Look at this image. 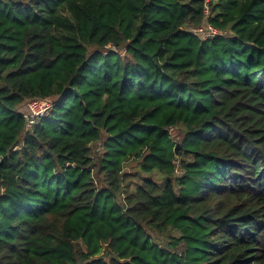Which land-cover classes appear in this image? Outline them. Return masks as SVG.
Returning <instances> with one entry per match:
<instances>
[{"label": "trees", "instance_id": "16d2710c", "mask_svg": "<svg viewBox=\"0 0 264 264\" xmlns=\"http://www.w3.org/2000/svg\"><path fill=\"white\" fill-rule=\"evenodd\" d=\"M0 264H264V0H0Z\"/></svg>", "mask_w": 264, "mask_h": 264}, {"label": "rangeland", "instance_id": "374dc122", "mask_svg": "<svg viewBox=\"0 0 264 264\" xmlns=\"http://www.w3.org/2000/svg\"><path fill=\"white\" fill-rule=\"evenodd\" d=\"M209 25L204 24L202 25L199 29L203 30V31H208ZM197 32L199 33V35L201 37H203L204 32ZM169 134L171 136L172 140L175 141H179L182 138V130L180 127H172V128H168ZM92 147V153H96L100 151V145L99 144H94L91 146ZM142 162H140V160H129L128 162H126L124 164L123 170H122V174H123V183L128 185L130 188H133L135 186V184H137L138 182H140V178L144 177V176H151L154 179H160V174L156 171H153L151 173L149 172H144L142 169ZM174 171L177 174H180L179 171V165H176L174 167ZM93 176H95V173H93ZM97 185H98V181H97Z\"/></svg>", "mask_w": 264, "mask_h": 264}, {"label": "built area", "instance_id": "2783aa9c", "mask_svg": "<svg viewBox=\"0 0 264 264\" xmlns=\"http://www.w3.org/2000/svg\"><path fill=\"white\" fill-rule=\"evenodd\" d=\"M200 27L192 28L193 32H202ZM203 38L207 36H215L219 32L209 25L208 31H203ZM51 106V101L48 99H32L27 102V112L24 114L28 120V125L32 124L36 118L42 116Z\"/></svg>", "mask_w": 264, "mask_h": 264}]
</instances>
